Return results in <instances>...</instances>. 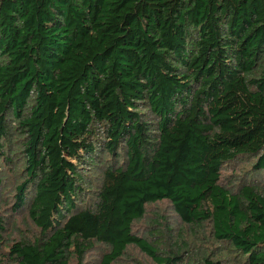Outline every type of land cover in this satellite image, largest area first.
Segmentation results:
<instances>
[{"label": "trees", "instance_id": "obj_1", "mask_svg": "<svg viewBox=\"0 0 264 264\" xmlns=\"http://www.w3.org/2000/svg\"><path fill=\"white\" fill-rule=\"evenodd\" d=\"M251 159L264 171V0H0V196L20 169L13 208L39 229L5 245L0 216V263L83 264L98 243L97 264L130 245L178 264L188 247L133 230L166 200L264 264V181L222 175Z\"/></svg>", "mask_w": 264, "mask_h": 264}, {"label": "rangeland", "instance_id": "obj_2", "mask_svg": "<svg viewBox=\"0 0 264 264\" xmlns=\"http://www.w3.org/2000/svg\"><path fill=\"white\" fill-rule=\"evenodd\" d=\"M106 157V156H105ZM16 157H14L15 159ZM254 160L242 161L236 163L232 167H227L222 171V175L228 179L241 178L246 182H262L264 181V171L259 173L254 172ZM16 169L9 165L1 172L4 177L2 185H4V194L0 196V216L5 219V231L3 232L5 245L11 244L20 239H33L39 234V229L28 216L27 207H21L15 210V187L19 184L20 174ZM90 179L94 180L98 177V172L95 169H85ZM203 230L192 231L187 225L183 224L180 219L174 214L172 207L166 200L157 201L147 204L145 213L139 220L133 222L134 232L146 238L148 241L158 240L159 237H154V234L162 235V244L166 247L185 245L188 247L190 255L185 251L182 254V264L187 256L195 264H204L202 258L206 257L211 261H220V264H245L236 252L231 250L227 245L216 241L210 233L209 224L203 226ZM182 233L181 236L178 233ZM163 251V248L160 249ZM107 251L104 244L96 243L85 254L83 264H97L101 256ZM0 264H15L10 259H4ZM113 264H157L150 257L145 255L136 246L130 245L125 253Z\"/></svg>", "mask_w": 264, "mask_h": 264}]
</instances>
